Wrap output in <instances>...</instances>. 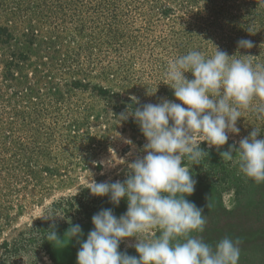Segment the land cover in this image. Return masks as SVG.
<instances>
[{
	"label": "rangeland",
	"instance_id": "374dc122",
	"mask_svg": "<svg viewBox=\"0 0 264 264\" xmlns=\"http://www.w3.org/2000/svg\"><path fill=\"white\" fill-rule=\"evenodd\" d=\"M80 1L0 0V167L15 168L18 147L11 146L23 144L28 154L22 164L31 169L25 176L0 173V264H77L75 239L49 242L45 251L47 219L56 217L63 239L68 220L80 225L71 199L81 189L90 193L92 180L126 178L127 163L146 141L133 118L120 122L116 116L129 106L175 100L165 78L170 60L191 50L211 57L215 45L264 66V23L243 27L251 8L242 0H229L224 16L230 19L217 22L208 21L202 1L189 0L187 12L179 0ZM249 1L264 13L262 0ZM240 30L261 49L235 51ZM255 103L240 109L239 135L229 134L219 151L202 142L207 155L198 164L185 162L196 180L188 199L207 217L204 231L192 235L213 247L225 237L239 238V264H264V183L244 177L238 157L227 161L220 153L238 148L253 129L264 138V115ZM95 208L94 214L102 207ZM90 230L82 229V239ZM134 243L122 242L120 251L136 255Z\"/></svg>",
	"mask_w": 264,
	"mask_h": 264
},
{
	"label": "clouds",
	"instance_id": "9594fccd",
	"mask_svg": "<svg viewBox=\"0 0 264 264\" xmlns=\"http://www.w3.org/2000/svg\"><path fill=\"white\" fill-rule=\"evenodd\" d=\"M214 47L211 57L191 50L169 61L165 78L175 100L129 106L116 116L120 122L133 118L146 143L142 154L127 163L123 181L92 180L89 191L108 197L115 207L126 201V212L117 217L112 208H102L92 216L86 239L81 226L70 220L61 239L56 217L47 219L52 221L45 232L50 244L63 245L65 237L79 243L77 264H239V238L225 237L213 247L192 235L204 231L207 217L188 199L196 180L182 162L198 164L207 155L202 142L219 151L229 134L239 135L241 108L255 101V111L264 115V66H253L251 55L235 58ZM238 47L251 49L253 42L241 39ZM129 99L140 105L137 97ZM220 155L227 161L238 157L240 173L257 185L264 183V138L257 130ZM133 238L136 255L120 251V244Z\"/></svg>",
	"mask_w": 264,
	"mask_h": 264
},
{
	"label": "trees",
	"instance_id": "16d2710c",
	"mask_svg": "<svg viewBox=\"0 0 264 264\" xmlns=\"http://www.w3.org/2000/svg\"><path fill=\"white\" fill-rule=\"evenodd\" d=\"M92 0H83L80 1V4L86 5L89 4ZM177 1V0H176ZM195 1H202L204 3L203 6V11L204 9H209V17L210 19L208 21L211 20H215L217 22V20L219 21H225L230 19V18H225L224 16V12H226V10L228 9L229 12V0H195ZM243 1V5H246V7L248 9L251 8V11L249 13L246 12L245 15V22H244V28L248 29L249 27V23H253L255 25L259 24L260 26L263 25L264 23V13L261 11L259 8L253 7L251 5V2L249 0H242ZM260 4L264 5V0L259 1ZM178 6H182L184 8L185 12L188 11L189 8V0H179L178 2ZM248 23V24H246ZM1 31V29H0ZM248 32V31H246ZM220 34H223V32L221 31ZM7 38L10 36L9 33L6 34ZM237 38L235 40H241V39H245L242 35L241 30L238 32L237 34ZM262 45L259 44V46L253 45V47L251 49H246V52L248 51H253L257 52L259 49H261ZM237 52H240L242 50V48L238 47V42L236 43V49ZM264 50V48H263ZM254 60H257V58H254ZM261 62H264V59H260ZM254 64H256V61L253 62ZM5 139H10V135L9 133H5ZM18 147L17 149V157H15V159H17L15 162L17 163L16 167L13 169H5L4 171H1L2 167H0V173H5L6 177H7V173L11 172V171H15V173L18 172H22V174L25 176L27 175V173H30L31 169L30 167H28L29 165H26L28 162H26V164H22V161L25 160L24 158L26 157V155L28 154V152H26L25 147L23 144H18V145H12L11 147ZM9 147V148H11ZM4 151V149L2 150ZM26 154V155H25ZM29 156V155H28ZM185 162H182V166H184ZM22 169V170H21ZM71 201L76 202L77 203V216L79 217V222H80V226L82 229H89V228H93L91 220H92V216L94 215L95 211H97V209L95 208V206H101L102 208H112L113 212L116 216H120L122 214H124L127 210V204L125 205V201L122 200L120 205L118 207H115L113 205H111V203L109 202V198L108 197H94L92 196L91 193H88L87 189H81L80 192L77 194V197H73L71 199ZM61 202H55L53 204V207H58V205ZM101 208V209H102ZM94 209V210H93ZM100 209V207H99ZM62 238V237H61ZM47 245L45 246V251H47L48 247H49V241Z\"/></svg>",
	"mask_w": 264,
	"mask_h": 264
}]
</instances>
